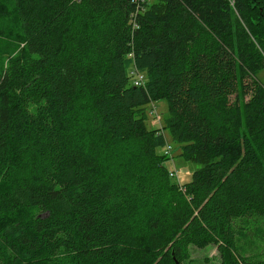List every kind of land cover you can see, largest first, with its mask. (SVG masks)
<instances>
[{"label": "trees", "instance_id": "16d2710c", "mask_svg": "<svg viewBox=\"0 0 264 264\" xmlns=\"http://www.w3.org/2000/svg\"><path fill=\"white\" fill-rule=\"evenodd\" d=\"M8 1L0 264H182L211 242L221 264H264L235 225L264 217V0ZM161 98L200 164L186 183L146 123Z\"/></svg>", "mask_w": 264, "mask_h": 264}, {"label": "rangeland", "instance_id": "374dc122", "mask_svg": "<svg viewBox=\"0 0 264 264\" xmlns=\"http://www.w3.org/2000/svg\"><path fill=\"white\" fill-rule=\"evenodd\" d=\"M3 3L4 0H0ZM0 3V10L9 8V1L6 4ZM11 19V18H10ZM2 18L0 15V49L9 50L10 56L22 54V42L18 33L16 23L11 19ZM236 39V37H235ZM5 52V53H8ZM8 57V58H9ZM5 60V58H4ZM256 78L264 86V68L256 73ZM154 105L157 117L149 114L150 107ZM147 126L149 128L157 127L166 135L167 142L171 144L172 149L168 155V160L165 165L169 171H174L175 176L173 180L180 184L186 183L191 180L194 170L200 167V164L187 159L182 155L181 145L174 143L169 135L168 130L164 128L165 119L169 115V106L166 99L161 98L150 102L147 105ZM3 185L0 183V189ZM236 230V245L240 253L254 257H264V217H256L250 220H237ZM216 243H207L201 246L189 244L188 258L182 264H221L220 253L217 249Z\"/></svg>", "mask_w": 264, "mask_h": 264}, {"label": "built area", "instance_id": "2783aa9c", "mask_svg": "<svg viewBox=\"0 0 264 264\" xmlns=\"http://www.w3.org/2000/svg\"><path fill=\"white\" fill-rule=\"evenodd\" d=\"M144 80H145V77H144V74L140 73V72H135L134 73V77H133V84L135 85H143L144 84ZM151 116L154 115L155 117H157V114L155 113V110L154 108L152 109V111L150 112ZM171 149H172V146L170 143H167L164 147V154H167L169 155L170 152H171ZM169 175L171 177H174L175 176V172L174 171H169Z\"/></svg>", "mask_w": 264, "mask_h": 264}, {"label": "water", "instance_id": "95a60500", "mask_svg": "<svg viewBox=\"0 0 264 264\" xmlns=\"http://www.w3.org/2000/svg\"><path fill=\"white\" fill-rule=\"evenodd\" d=\"M175 264H179L177 260H175Z\"/></svg>", "mask_w": 264, "mask_h": 264}]
</instances>
